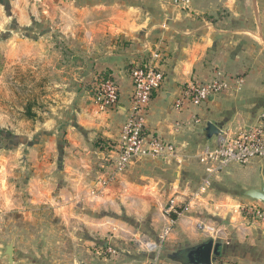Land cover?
<instances>
[{
    "label": "crops",
    "instance_id": "1",
    "mask_svg": "<svg viewBox=\"0 0 264 264\" xmlns=\"http://www.w3.org/2000/svg\"><path fill=\"white\" fill-rule=\"evenodd\" d=\"M7 1L0 0V34H8L0 39L2 62L48 60L53 80L46 120L29 134L13 133L11 146L0 142V264H145L153 256L139 241H157L173 216L161 247L170 256L211 240L222 242L212 264H264V220L233 208L253 202L237 191L264 180L263 160L221 173L212 183L218 201L188 196L203 175L198 156L217 138L203 137L205 125L233 137L264 108V0ZM37 27L48 39L27 32ZM148 63L158 64L164 83L149 104L146 134L172 144L174 155L134 160L99 192L128 116L131 70ZM216 78L225 92L198 106H174L186 86ZM99 79L118 84V106L108 112L94 102ZM6 125L25 123L8 118L0 104V130ZM98 140L109 147L101 150ZM172 196L177 211L190 208L166 215Z\"/></svg>",
    "mask_w": 264,
    "mask_h": 264
},
{
    "label": "built area",
    "instance_id": "2",
    "mask_svg": "<svg viewBox=\"0 0 264 264\" xmlns=\"http://www.w3.org/2000/svg\"><path fill=\"white\" fill-rule=\"evenodd\" d=\"M188 2V0H179ZM158 58V55L153 54ZM156 63L135 66L130 73L131 93L128 116L122 125L121 133L115 144L119 158L114 163L116 172L127 167L128 163L138 158L160 157L168 159L174 155V146L158 137L146 134V116L149 104L154 93L158 92L164 83V73ZM227 90V85L222 78H216L207 83H191L185 87L183 96L177 99L174 106L182 109L185 105L198 106L208 98L222 94ZM94 102L101 112H108L118 106L119 88L114 79H100L95 88ZM253 159L264 161V108L260 111L257 122L249 128L242 130L240 134L229 137L219 135L213 145L204 146L198 156L203 166V175L200 181L198 193L195 197L210 188L213 181L231 165L245 166ZM117 164V165H116ZM191 204L182 206L177 211L175 201H170L167 214L180 215L187 211ZM235 208L244 216L254 220H264V206L259 202H238ZM174 224V222H171ZM164 240L160 237L154 244L148 245L151 251L156 250L152 259L145 264H161L158 253L161 251ZM113 256L116 252L107 250ZM91 264V263H90ZM94 264V263H93Z\"/></svg>",
    "mask_w": 264,
    "mask_h": 264
},
{
    "label": "rangeland",
    "instance_id": "3",
    "mask_svg": "<svg viewBox=\"0 0 264 264\" xmlns=\"http://www.w3.org/2000/svg\"><path fill=\"white\" fill-rule=\"evenodd\" d=\"M176 1H179V0H176ZM7 2L8 1L6 0V3ZM182 2L185 4H188L189 0L188 2H184V1ZM7 14H9L8 11H7ZM10 21H14L12 20V17ZM40 21L41 20L38 19L37 23H39ZM43 21H45V19H43L42 22ZM47 21H48V18H47ZM47 29H48V25H47ZM27 32H31L32 35H36V37H42L43 34H45L46 38L48 39V31L46 32L45 29L42 30V29H38L37 27L33 31L27 30ZM6 33L4 35L0 34V39L4 36L7 37L8 34ZM19 34L22 35V34H25V32H22ZM43 48H45L46 52L48 53V46H45ZM0 57H2L1 52H0ZM73 65H75V62H73ZM69 73L71 75V72ZM0 76H1L0 79L2 81V87L0 90V104H1L2 110L4 109L6 116L10 118L11 120H16V122L22 121L23 123H25V126H22L20 128L12 127L11 125H6L3 129L0 130V142L5 145L7 144L11 146L13 145L14 141H18L15 139L17 138L16 137L17 135L13 133L18 132L22 134V132H28V129L30 126L32 129L34 127L39 128L40 125L46 120V117L48 115V103L50 104V99H51V93L50 91L48 92V90L51 87L50 81L53 79H51V77L48 78V60L46 62H38V61H31V60L4 62L3 60L2 62L0 58ZM53 99L55 100V98ZM28 103H33L32 111L33 113H35V118H33L32 120H28L24 118L22 115L23 107L27 105ZM26 122L28 124H26ZM13 128L15 129L14 132H12L14 130ZM20 134H18V137L22 139L21 142H25V143L28 142L27 136L25 135L22 136L23 134H27V133H23L22 135ZM118 158H119V155H118V152L116 151L115 158L109 159L110 165L107 169L108 171L103 173V176L99 181V192H102L103 190H105L111 183H113L119 177L121 173H123L128 168V166L131 165V163L134 160H137V159H134L130 161L127 167L116 172V174L114 175L113 173V170L115 171L114 163L118 160ZM154 158H160V157H154ZM138 159H141V158H138ZM199 186L200 185H198L197 188L194 191H192V193H190L188 196L191 197L192 194L198 193ZM212 188L213 186L211 185L210 188L206 189L205 192H203L202 194H199L198 196L200 198L210 196L213 200L218 201L219 195L216 196L215 193L212 191L213 190ZM185 198H187V196ZM224 198L225 197H222L221 199L224 200ZM172 200L175 201V204L177 203L176 196H172L167 200V203L164 207V213L168 216L172 214V213L170 214L166 213V211H168L170 207V201ZM184 202L185 201H183V203ZM225 202L227 201L225 200ZM227 203L230 204V202H227ZM234 205L235 204H233V208L235 207ZM174 219H175L174 216L171 217L170 221L167 222V224L162 229V232L157 239L158 241L160 237H163V240H164L163 245L165 244V242H167L168 236L171 233L173 227L175 226L174 224L171 223V222H175ZM119 225H120L119 227H124L126 229L124 222H122V224H119ZM128 227L130 228V226ZM196 228L199 230H204V228L200 224L196 225ZM121 229L122 228H118V231H121ZM155 242L156 241H152V240H141L139 241L138 245L141 246L140 250L144 251L145 254L154 256V253H157L156 250L154 251L149 250L148 245L154 244ZM111 250L116 253L118 252V250L115 248H112ZM165 251L166 249L158 253V258L161 259L162 263L181 264L171 259L170 254H168L167 252L165 253ZM115 255L116 254H114L113 257Z\"/></svg>",
    "mask_w": 264,
    "mask_h": 264
},
{
    "label": "water",
    "instance_id": "4",
    "mask_svg": "<svg viewBox=\"0 0 264 264\" xmlns=\"http://www.w3.org/2000/svg\"><path fill=\"white\" fill-rule=\"evenodd\" d=\"M3 5V4H2ZM221 131L211 123H207L203 130V137L206 140L216 138L221 135ZM239 197L253 202H259L264 206V180L259 176L257 185L251 188H241L237 191ZM11 245L5 246L4 256L11 260ZM222 242H213L211 240L195 247L192 250L182 253L179 257L171 255L170 258H175L176 262L181 264H212L214 261L221 259ZM10 263V262H9Z\"/></svg>",
    "mask_w": 264,
    "mask_h": 264
},
{
    "label": "trees",
    "instance_id": "5",
    "mask_svg": "<svg viewBox=\"0 0 264 264\" xmlns=\"http://www.w3.org/2000/svg\"><path fill=\"white\" fill-rule=\"evenodd\" d=\"M98 81H97L96 84H94L93 94L95 92V88H96V86L98 84ZM32 108H33V103H28L27 105H25L23 107V113H22V115H23L24 118H26L28 120H32L33 118H35V113H33ZM96 146L98 148H100L101 150H106L105 148L109 147L108 143H106L105 141H102V140H98L96 142Z\"/></svg>",
    "mask_w": 264,
    "mask_h": 264
},
{
    "label": "flooded vegetation",
    "instance_id": "6",
    "mask_svg": "<svg viewBox=\"0 0 264 264\" xmlns=\"http://www.w3.org/2000/svg\"><path fill=\"white\" fill-rule=\"evenodd\" d=\"M188 251H189V250H188ZM184 252H187V251H183V252L177 253V254H175V255H176L175 257H176V258L179 257V256H180L182 253H184ZM172 259H173L174 261H176L175 258H172Z\"/></svg>",
    "mask_w": 264,
    "mask_h": 264
}]
</instances>
